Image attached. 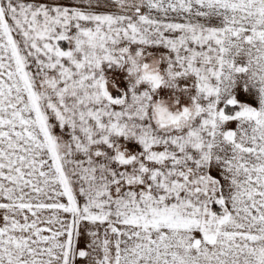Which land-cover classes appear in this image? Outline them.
Returning <instances> with one entry per match:
<instances>
[{"label": "snow or ice", "instance_id": "6c2138e0", "mask_svg": "<svg viewBox=\"0 0 264 264\" xmlns=\"http://www.w3.org/2000/svg\"><path fill=\"white\" fill-rule=\"evenodd\" d=\"M0 264H264V0H0Z\"/></svg>", "mask_w": 264, "mask_h": 264}]
</instances>
